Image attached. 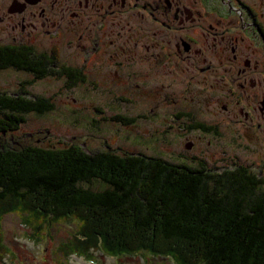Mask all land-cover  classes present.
<instances>
[{
  "label": "trees",
  "instance_id": "obj_1",
  "mask_svg": "<svg viewBox=\"0 0 264 264\" xmlns=\"http://www.w3.org/2000/svg\"><path fill=\"white\" fill-rule=\"evenodd\" d=\"M56 64L55 55L0 46V71L34 80L82 78L75 69L55 70ZM53 108L50 99L23 89L0 93V139L18 130L25 115L43 116ZM93 182L103 189L83 187ZM10 213L20 217L33 242L57 225H73L57 247L65 260L92 261L99 252L169 257L174 264H264V178L241 165L217 170L205 161L172 164L139 154L87 153L79 145L16 149L0 141V264L12 256L2 233Z\"/></svg>",
  "mask_w": 264,
  "mask_h": 264
},
{
  "label": "flooded vegetation",
  "instance_id": "obj_2",
  "mask_svg": "<svg viewBox=\"0 0 264 264\" xmlns=\"http://www.w3.org/2000/svg\"><path fill=\"white\" fill-rule=\"evenodd\" d=\"M6 1L0 6V22L12 21V30H24L29 18L52 29L45 32L52 41L44 54L59 58L60 47L67 46L82 56L81 62L66 65L82 78L57 77L68 90L87 84L89 66L99 58L111 61L110 76L102 75L105 99L154 105L140 109L132 119L121 117L130 121L117 122L121 127L132 120L138 126L139 120H155L156 109L164 105L171 121L157 128L156 134H197L183 144L178 162L204 163L191 155L199 147L197 142L210 136L221 140L227 134L247 151L264 152V0ZM94 19L97 24L89 23ZM121 24L129 28H119L116 40L112 29ZM122 37L127 38L123 44ZM30 39L27 35L18 45L13 37L10 46L32 48L27 44ZM123 67L130 72L121 71ZM261 166L264 159L257 165Z\"/></svg>",
  "mask_w": 264,
  "mask_h": 264
},
{
  "label": "rangeland",
  "instance_id": "obj_3",
  "mask_svg": "<svg viewBox=\"0 0 264 264\" xmlns=\"http://www.w3.org/2000/svg\"><path fill=\"white\" fill-rule=\"evenodd\" d=\"M7 3L6 0H0L1 7H4ZM18 17L21 18L17 16L16 19ZM97 22L98 20L94 19L89 23L97 24ZM39 23L45 24L46 27L42 28ZM84 23H88V19H85ZM24 24L26 25L24 30L18 28L12 30V21L5 19V21L0 22V46L10 45L13 37L17 39L15 44L21 45L18 40L30 35L32 36L31 43L27 44L32 47L34 52L36 54L48 53L51 50L52 37L47 38L45 32H51L52 29L48 27L47 23L37 18L33 20L26 19ZM126 25L121 24L119 27L112 29L116 40L119 39L116 36L120 31L119 28L127 30L129 25ZM63 27H65V24H63ZM132 27L133 25L130 27L131 30ZM125 39L127 38L122 37L120 43L123 44ZM60 49V56L59 58L56 57L55 70L66 67V65L72 64L71 62H81L83 59L82 56L81 58L77 57L67 46H62ZM53 51L52 49L51 52ZM92 63L89 66L88 73H86V77H89L87 78V84L84 87L72 90L67 89L62 78L46 77L42 80H35L31 85L24 86V83L33 81L31 75L16 73L11 69L0 71V93L18 94L23 89L30 97L47 98L54 105L53 111L46 115H25V121L19 126V129L5 135L4 139H0V141L5 146L15 147L16 149L27 146L61 149L70 145H79L87 153L110 151L121 156L139 154L161 158L172 164H181L180 161L178 162L177 155L185 151V145L183 144L187 143L186 140L195 139L197 134L179 136L178 131L171 134H156L155 130L157 128H163L171 121L170 114L164 105H160L156 109L158 115L155 120L153 118L139 120V126L138 123L134 125L132 120L124 128L119 123L110 120V118L115 117L132 119L136 114H139L140 109H145V107L154 108V105L144 103L141 100H139L140 103L126 105L120 103L118 99H105L107 95L102 91V75L105 74L103 76L105 79L110 76L111 61L105 63L98 58L92 60ZM121 71L130 72L125 67ZM99 84H101L100 87ZM107 84L114 90L111 83L107 82ZM208 141H211V145H208ZM238 143L242 142L238 141ZM197 146H199L198 149L191 155L201 157L208 168L221 170L233 167V165H242L252 169L253 172L264 178V166L257 167L264 159V152L252 153L245 150V148L232 142L230 134L222 137L221 140L211 136L203 138L201 142H197ZM221 156L225 157L226 160L220 159ZM186 164L190 165L191 163L186 162ZM83 187L92 191L103 189V186L96 182L84 184ZM74 228L69 222L62 223L53 227L50 234L44 236L41 241L33 242L27 238V235H31V233L22 225L20 217L17 214L10 213L3 218L2 233L4 244L9 248L12 256H7L1 264H174L169 257H146L142 259L139 258L140 256H132L113 258L99 252L93 254L92 261L74 256L70 257L69 260H65L56 253L57 247L59 243L70 237Z\"/></svg>",
  "mask_w": 264,
  "mask_h": 264
}]
</instances>
